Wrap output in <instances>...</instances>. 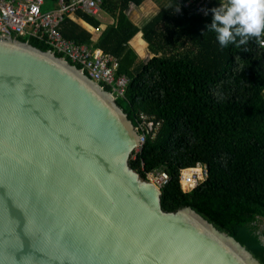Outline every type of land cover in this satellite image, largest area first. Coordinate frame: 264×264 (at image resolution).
<instances>
[{"label": "water", "instance_id": "95a60500", "mask_svg": "<svg viewBox=\"0 0 264 264\" xmlns=\"http://www.w3.org/2000/svg\"><path fill=\"white\" fill-rule=\"evenodd\" d=\"M114 95L52 51L0 36V264H263L132 167Z\"/></svg>", "mask_w": 264, "mask_h": 264}, {"label": "trees", "instance_id": "16d2710c", "mask_svg": "<svg viewBox=\"0 0 264 264\" xmlns=\"http://www.w3.org/2000/svg\"><path fill=\"white\" fill-rule=\"evenodd\" d=\"M47 1L51 5L56 0ZM143 1L104 0L102 9L115 21L97 42L69 17L62 34L115 56L118 76L129 78L119 106L134 125L143 114L160 123L131 165L143 177L159 169L170 173L171 181L162 187V208L175 212L191 207L264 264V45L252 39L241 47L222 48L207 30L213 13H179L175 0L140 29L128 9L131 2L140 6ZM77 15L101 25L90 15ZM139 32L153 56L138 63L130 42ZM13 37L53 50L34 39ZM198 162L207 166L208 177L185 192L180 170Z\"/></svg>", "mask_w": 264, "mask_h": 264}, {"label": "built area", "instance_id": "2783aa9c", "mask_svg": "<svg viewBox=\"0 0 264 264\" xmlns=\"http://www.w3.org/2000/svg\"><path fill=\"white\" fill-rule=\"evenodd\" d=\"M104 0H56L52 8L44 10L47 0H0V36L34 39L52 47V52L61 54L64 59L89 75L97 83L112 89L111 93L118 100L125 98L129 85L127 76H118L120 61L113 55L94 49L86 44H79L66 39L61 31L65 18H72L78 11L96 16L102 9ZM178 12H192L208 15L213 6L219 7L227 0H177ZM207 12V14H205ZM136 129L139 132V145L132 158L141 151L148 138L154 137L160 127L146 115L137 118ZM208 168L198 162L194 166L180 170V182L185 192L193 190L206 180ZM147 178L164 187L171 181V175L164 169L153 170Z\"/></svg>", "mask_w": 264, "mask_h": 264}, {"label": "clouds", "instance_id": "9594fccd", "mask_svg": "<svg viewBox=\"0 0 264 264\" xmlns=\"http://www.w3.org/2000/svg\"><path fill=\"white\" fill-rule=\"evenodd\" d=\"M210 11L213 15L207 30L216 34L222 48L230 44L241 47L252 39L264 45V0H227Z\"/></svg>", "mask_w": 264, "mask_h": 264}, {"label": "crops", "instance_id": "0c3cea01", "mask_svg": "<svg viewBox=\"0 0 264 264\" xmlns=\"http://www.w3.org/2000/svg\"><path fill=\"white\" fill-rule=\"evenodd\" d=\"M155 1V3H159L158 9H154L152 6V2ZM177 2V0H175ZM151 2V3H150ZM170 0H145L140 6H137L133 2L130 3V7L128 9V14L130 15L131 19L135 22V24H138V21L143 18L144 14L147 13L148 11H153L157 10L154 14H156L162 7H165ZM178 4V2H177ZM100 12H105L113 17V21H111V24H114L115 18L112 14H110L106 9H101ZM99 12V14H100ZM87 14V13H85ZM99 14L96 16L90 15L97 20H100L101 25L99 27H95L90 24L85 18H82L80 15H77V13L71 18L77 26H79L81 29L86 30L93 36V41L97 42L102 35L107 31L109 26H104L103 21L101 18H99ZM153 14V15H154ZM89 15V14H87ZM152 15V16H153ZM147 24V21L143 26L137 25L138 28L142 29L145 25ZM130 47L134 50V52L138 56V63L139 62H146L147 60L151 59L153 54L149 50V45L148 43L143 39V34L142 32H139L136 37L130 42ZM93 48V47H92ZM102 50V49H98ZM104 51V50H102ZM105 52V51H104Z\"/></svg>", "mask_w": 264, "mask_h": 264}, {"label": "rangeland", "instance_id": "374dc122", "mask_svg": "<svg viewBox=\"0 0 264 264\" xmlns=\"http://www.w3.org/2000/svg\"><path fill=\"white\" fill-rule=\"evenodd\" d=\"M151 4L154 7V9H158V7L160 5L159 3H155V1H153ZM52 7L53 6H51V5H47V6L44 7V10H49ZM156 11L153 10V11H148L147 13H145L143 18H141L138 21L137 25L143 26L145 24V22L148 21ZM99 18H101V20L103 21V25L104 26H109L111 24V21H113V17L111 15L105 13V12H100Z\"/></svg>", "mask_w": 264, "mask_h": 264}]
</instances>
